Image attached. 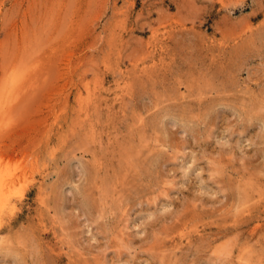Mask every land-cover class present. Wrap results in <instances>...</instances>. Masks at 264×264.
Instances as JSON below:
<instances>
[{
    "label": "rangeland",
    "instance_id": "1",
    "mask_svg": "<svg viewBox=\"0 0 264 264\" xmlns=\"http://www.w3.org/2000/svg\"><path fill=\"white\" fill-rule=\"evenodd\" d=\"M0 176V264H264V0H0Z\"/></svg>",
    "mask_w": 264,
    "mask_h": 264
},
{
    "label": "bare ground",
    "instance_id": "2",
    "mask_svg": "<svg viewBox=\"0 0 264 264\" xmlns=\"http://www.w3.org/2000/svg\"><path fill=\"white\" fill-rule=\"evenodd\" d=\"M14 85H15V84H13V86H14ZM4 174H5V173H4ZM6 176H7V175H6ZM8 177H10V176H8ZM0 178H1V176H0ZM2 178H4V177H2ZM2 178H1V179H2ZM5 180H6V179H5ZM0 181H1L0 183H3L4 179H3V180H0ZM6 184H7V182H6ZM6 184H4V183L1 184V185H0V190H1L2 188H4ZM2 192L4 193V190H3ZM0 194H1V191H0ZM2 196H4V194H3ZM0 197H1V196H0ZM1 199H3V198L1 197ZM0 203H1V202H0Z\"/></svg>",
    "mask_w": 264,
    "mask_h": 264
}]
</instances>
